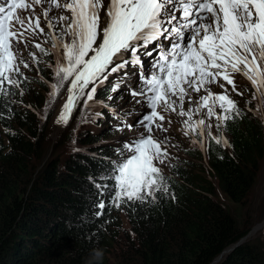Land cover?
I'll list each match as a JSON object with an SVG mask.
<instances>
[{
	"label": "snow or ice",
	"instance_id": "6c2138e0",
	"mask_svg": "<svg viewBox=\"0 0 264 264\" xmlns=\"http://www.w3.org/2000/svg\"><path fill=\"white\" fill-rule=\"evenodd\" d=\"M41 65L51 69V80ZM33 67L50 88L42 119L60 97L55 122L65 127L77 108L82 123L101 117L92 110L110 107L97 98L103 91L110 101L125 93L133 98L132 111L112 113L120 120L116 131L136 135L118 142L117 158L104 157L109 163L90 177L97 189L91 207L100 217L105 209L151 204L158 193L170 195L161 166L178 144L166 135V114L183 118L184 135L201 150L209 138L231 147L224 129L246 112L264 117V0H6L0 3V109L7 111L0 118L23 104L15 97L25 95L32 78L22 69ZM236 74L252 86L244 108L233 98L248 91L238 89Z\"/></svg>",
	"mask_w": 264,
	"mask_h": 264
},
{
	"label": "trees",
	"instance_id": "16d2710c",
	"mask_svg": "<svg viewBox=\"0 0 264 264\" xmlns=\"http://www.w3.org/2000/svg\"><path fill=\"white\" fill-rule=\"evenodd\" d=\"M36 93L29 95L32 102H38ZM11 107L14 115L0 118V264H112L108 253L120 254L118 264H210L254 228L240 226L235 214L214 200L210 176L189 168L166 176L170 195L158 193L160 199L151 204L121 205L119 213L125 212L137 244L130 246L125 238V250L111 251L120 219L114 208L93 215L99 209L91 207L97 189L90 177L109 163L104 157L117 158L123 140L116 125L92 115L82 123L79 109L65 138L54 137L58 145L51 149L49 135L41 146L39 136L47 134L53 108L40 120L45 110L36 116ZM245 115L225 128L231 148L210 138L206 147L212 176L242 205L264 155L261 123ZM63 144L70 146L67 151ZM13 175L21 181L13 183ZM261 244L247 240L217 264H264ZM94 249L103 250L101 260L92 259Z\"/></svg>",
	"mask_w": 264,
	"mask_h": 264
},
{
	"label": "rangeland",
	"instance_id": "374dc122",
	"mask_svg": "<svg viewBox=\"0 0 264 264\" xmlns=\"http://www.w3.org/2000/svg\"><path fill=\"white\" fill-rule=\"evenodd\" d=\"M37 12H39V9H37ZM42 68H44V74L46 80H51V69H48L45 65H41ZM33 69H35L33 67ZM219 89L218 87H215V91ZM239 90L248 89L247 92H245V95L243 97L236 96L233 94V97H236L239 99V104L245 105L246 100L251 99V91L252 86L249 83L247 87H241L238 88ZM37 92L36 94V100L38 102H34L32 104H29L31 107H29L30 113L33 115H38L40 112H44L46 109V101L48 98H45L49 96L50 88L47 83H41L39 85V88L35 89ZM218 92V91H217ZM62 104V100L60 97H57L55 103L52 105L51 108H53V114L50 118V123L47 124V134H41L39 136V145L41 146L44 138V135H49L48 137L52 139L51 145H49V148L54 149L58 145V141L55 138H58L61 133V138H65L67 134V126L59 125L57 124L56 118L58 115V111L60 108V105ZM257 104V101L253 100L251 103V106L254 107ZM14 107L18 108L19 106L14 105ZM50 108V109H51ZM48 109V111L50 110ZM76 111V110H75ZM74 111V112H75ZM73 112V113H74ZM77 111L72 114V119H74ZM246 116V115H244ZM167 119H171L172 123H174V126L171 127L170 132L168 129V136L172 138L171 143L172 144H178V147H174L170 149V152L173 154V157L170 159V161L166 162V165H162L161 167L164 168V175H176L173 172H170L171 169L177 168L179 170L188 171L187 169L191 168L192 170H195L198 174L203 173L207 176H210L212 178V181L215 185V195L214 200L217 201L219 204H221L223 207L228 208L232 214H235L240 226H257L259 224L260 228L255 229L254 231L251 229L250 234L245 237V240L243 242H246V240H252L257 241V239L262 243L261 246L264 247V225L261 223L264 221V155L260 161L259 168L257 170L256 180L254 185L252 186L251 190L249 191L245 202L243 203H237L231 200L219 187L217 183V179L212 176V173L210 172V169L207 164V158H209L210 151L206 148V150H201L199 145L193 146L191 144V135L182 137L181 134H178V140H173V135L171 134L176 132V130H180L182 128L181 120L183 118L176 116L175 114H166ZM247 117V116H246ZM259 121L262 123V129L264 130V117H258L256 116ZM241 118V117H238ZM42 119V117L40 118ZM7 129V128H5ZM66 130V131H65ZM184 131V130H183ZM63 132V133H62ZM224 135L228 139L227 134L225 133L224 129ZM55 137V138H54ZM230 145L231 140H230ZM66 147V148H64ZM70 147V146H69ZM68 145L66 146L63 144L62 150H68ZM77 149L76 145L73 146V149ZM231 148V147H228ZM185 151V152H184ZM189 151V152H188ZM178 152V153H174ZM202 170V171H200ZM13 180L15 182L21 181V177L17 175H13ZM114 211L117 213V216L119 217L120 226L119 228H115V241L112 242V247L109 250L114 251L116 249H124L126 245L124 244V239L126 238L127 242L131 246L132 244H137V239L133 237L134 233L130 227V222L127 219L126 214L119 213L118 209L114 208ZM134 247V246H133ZM226 253H223L217 260L212 261L210 264H217L220 260L224 258V255ZM108 256L111 260L112 264H118L117 262L120 260V254L119 253H113L109 254ZM219 256V255H218Z\"/></svg>",
	"mask_w": 264,
	"mask_h": 264
},
{
	"label": "clouds",
	"instance_id": "9594fccd",
	"mask_svg": "<svg viewBox=\"0 0 264 264\" xmlns=\"http://www.w3.org/2000/svg\"><path fill=\"white\" fill-rule=\"evenodd\" d=\"M5 2V0H1L0 3H3ZM21 16H25L27 15V13H23L21 12L20 13ZM21 48H23V45L20 46ZM32 51H35V49H31ZM24 56L27 57L28 56V53L25 51L24 52ZM42 68V67H41ZM22 71H24L26 73V75H28L29 77L32 78L31 82L27 84V88H28V91L25 93V95L23 97H20L18 94L17 96L15 97L16 100H23V104H20V103H16L15 105L19 106L18 108L20 109H28L29 107H27V105L29 104H32L34 102H32L30 99H29V95L32 93V92H35L36 88H39V85H41V83H45L43 81H41V79L37 76L36 74V70L35 69H32L31 72H29L27 69H22ZM42 75L45 77V74L44 72L42 73ZM124 91V88L123 86L121 87L120 91L117 92V93H111L114 97L116 96H119L120 95V92H123ZM110 93H103L102 96H100L98 99H101L104 101L105 104H108L110 105L109 108H115L117 110H123L121 111V115L123 116L124 113L126 112V110H131L133 109V104H130L129 101L132 100L133 98L129 95H127L125 93L124 95V99L123 100H116V99H113V100H108L107 97ZM45 98H48L45 96ZM139 105H135V108H138ZM102 109H104L106 112L103 116L102 119H105V120H110L113 122V124L115 125H118L120 123V120L117 119L112 112L108 111V108H104V107H101ZM77 111L79 110V108L76 109ZM130 117V116H127L126 119ZM132 119H136L137 118V114H133L131 115ZM72 122V120L69 121V124ZM68 124V125H69ZM67 125V126H68ZM165 126L168 127L169 129V132H170V129L171 127L174 126V123H171V125H168L167 123V120L165 121ZM125 133H130L129 131H127L125 129V131L123 132H120V135L122 134H125ZM226 133V132H225ZM171 134L173 135V140H178V134H181L182 137H185L184 135V131L182 129L180 130H176V132L172 133ZM227 134V133H226ZM120 135H119V138H120ZM136 135L135 131H133V134L131 136H128V137H134ZM166 135H168V132L166 133ZM124 141V140H123ZM227 148V147H226ZM185 152V151H184ZM174 153H178V152H174ZM208 160V158H207ZM173 171H181L177 168H173L171 169L170 172H173ZM120 213H122V211H120ZM123 214L125 215V212H123ZM242 238V237H241ZM247 241V240H246ZM243 243V242H242ZM104 253H103V250L101 249H94L93 252H92V259L95 260V261H99L102 259ZM88 264H92V261H89Z\"/></svg>",
	"mask_w": 264,
	"mask_h": 264
},
{
	"label": "bare ground",
	"instance_id": "6f19581e",
	"mask_svg": "<svg viewBox=\"0 0 264 264\" xmlns=\"http://www.w3.org/2000/svg\"><path fill=\"white\" fill-rule=\"evenodd\" d=\"M132 70L135 71V69H132ZM109 79L111 80L112 78L110 77ZM62 103H63V101H62ZM139 107H140V106H138L137 109H139ZM93 111H94V112L99 111V112L103 113V115H102L101 117H98V118H102V117L104 116L105 112H106V111H105L104 109H102L101 107H95V108H93ZM75 112H76V111H75ZM75 112H74V113H75ZM74 113H73V114H74ZM132 134H133V132L122 134V135H120V139H121V140H125V139L128 138V136H131ZM252 230L254 231L255 229L253 228ZM249 234H250V233H249ZM249 234H248V235H249ZM239 245H240V244H239ZM239 245H237V246H239ZM237 246H236V247H237ZM232 250H233V249H232ZM232 250H231V251H232ZM231 251L227 252L224 256H227L229 253H231Z\"/></svg>",
	"mask_w": 264,
	"mask_h": 264
},
{
	"label": "water",
	"instance_id": "95a60500",
	"mask_svg": "<svg viewBox=\"0 0 264 264\" xmlns=\"http://www.w3.org/2000/svg\"><path fill=\"white\" fill-rule=\"evenodd\" d=\"M262 225H264V221L261 223ZM260 228L259 224L257 226L254 227V229ZM245 240V237L240 238L237 242L230 244L229 246H227L220 254L219 256H217L214 260H217L223 253H227L229 251H231L232 249H234L237 245L241 244L243 241ZM213 260V261H214Z\"/></svg>",
	"mask_w": 264,
	"mask_h": 264
}]
</instances>
